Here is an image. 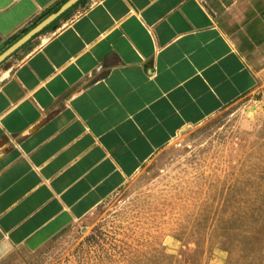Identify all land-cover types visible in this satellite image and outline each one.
Listing matches in <instances>:
<instances>
[{
  "label": "crops",
  "instance_id": "obj_1",
  "mask_svg": "<svg viewBox=\"0 0 264 264\" xmlns=\"http://www.w3.org/2000/svg\"><path fill=\"white\" fill-rule=\"evenodd\" d=\"M0 0V264L90 215L257 86L226 0Z\"/></svg>",
  "mask_w": 264,
  "mask_h": 264
},
{
  "label": "rangeland",
  "instance_id": "obj_2",
  "mask_svg": "<svg viewBox=\"0 0 264 264\" xmlns=\"http://www.w3.org/2000/svg\"><path fill=\"white\" fill-rule=\"evenodd\" d=\"M254 91L186 127L90 215L8 264H264V0H226Z\"/></svg>",
  "mask_w": 264,
  "mask_h": 264
},
{
  "label": "water",
  "instance_id": "obj_3",
  "mask_svg": "<svg viewBox=\"0 0 264 264\" xmlns=\"http://www.w3.org/2000/svg\"><path fill=\"white\" fill-rule=\"evenodd\" d=\"M75 1H76V0H69V1L64 5V7H65V8L68 7L69 5H71V4H72L73 2H75ZM49 19H51V17L45 19V20L42 21L40 24H38V25H37L32 31H30L27 35H25V37H23V38L20 39L15 45H13L12 47H10L6 53L10 52V51H11L16 45H19V44H21L23 41H25L26 38L28 37V35L30 36L32 33H34V31H37V30H39L40 28H42V27L48 22ZM6 53H5V54H6ZM5 54L1 55V56H0V59H1L2 57H4Z\"/></svg>",
  "mask_w": 264,
  "mask_h": 264
}]
</instances>
